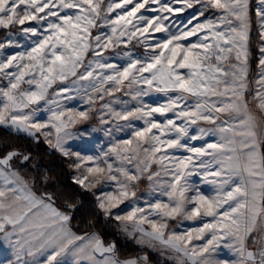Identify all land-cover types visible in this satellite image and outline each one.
I'll list each match as a JSON object with an SVG mask.
<instances>
[{"label":"snow or ice","instance_id":"1","mask_svg":"<svg viewBox=\"0 0 264 264\" xmlns=\"http://www.w3.org/2000/svg\"><path fill=\"white\" fill-rule=\"evenodd\" d=\"M196 5L184 28L172 31L165 23ZM211 9L220 13L215 19L205 16ZM199 17L204 20L189 28ZM256 17L262 43L250 91L248 0H0V29L7 30L0 41V80L6 81L0 125L34 140L42 135L69 159L80 188L107 186L94 193L105 219L121 222L138 243L174 255L177 264H264V0ZM133 41L142 52L129 47ZM9 48L23 50L5 54ZM117 93L135 103L129 107ZM153 93L165 100L146 103ZM77 96L87 110L60 103ZM98 101L100 124L132 129L131 138L100 156L81 155L66 146L75 135L68 129L88 121ZM42 107L50 112L45 122L34 119ZM14 160L27 168L31 154L13 148L0 155V244L15 257L6 264H150L147 255L121 259L116 244L95 231H74L79 201L57 191L37 194L38 174L24 175ZM193 175L214 185L215 194L194 189ZM145 179L150 199L140 206L137 189ZM125 201H131L126 214L114 213ZM178 217L211 220L170 231L169 221ZM219 249L237 258L216 259Z\"/></svg>","mask_w":264,"mask_h":264},{"label":"rangeland","instance_id":"2","mask_svg":"<svg viewBox=\"0 0 264 264\" xmlns=\"http://www.w3.org/2000/svg\"><path fill=\"white\" fill-rule=\"evenodd\" d=\"M248 3H249V12H250L251 0H248ZM255 4H256L255 5L256 9L258 7H260V0H255ZM174 6L175 7H181V5H179V4H176ZM199 7H200V5H196L193 9H186L182 13L172 14L170 16V20L165 21V23L171 25L172 31H177L178 29H182V28H184V25L187 23V21L191 18L193 12H195L196 9H198ZM141 11L143 12V10H141ZM219 14L220 13L217 10L211 9L205 13V16H211V18L215 19L216 16ZM148 15H155V13H148ZM197 15H198V13H197ZM203 20H204V17H199V21L193 20L192 24L189 25V28L194 26L197 22H202ZM258 31H259V25H258ZM250 32H251V26H250V30H249V43H248V49H249V54H250L249 55V61H248L249 82H250L249 83V89L251 91L256 87L254 81L258 78L257 74L259 71L258 63H259V58H260V52L258 53V61H257L258 63L254 68L253 64H252L253 55H252V51L250 48ZM6 33H7V30L0 29V41H2L4 39ZM164 35H165V33H154L153 37L158 38V37H163ZM259 39H260V37H259ZM189 40L195 41L196 37H189ZM259 42H260L259 43V45H260L262 43V41L260 40ZM133 45H135V41H133ZM133 45H129V47L132 48L133 51H136V52H142L143 51L142 46L135 45V47H133ZM22 50H23L22 48H19V49L9 48V49L5 50V54H10V53H14L17 51H22ZM113 62H115V61H113ZM4 84H6V81L0 80V86H3ZM24 87H27V85H24ZM55 87L56 86L54 85V89H55ZM52 91L53 90L50 89V93ZM73 95H75V93H73ZM116 96L120 97L121 99L128 100L129 101V107H131L135 103V101H131L130 97L124 96L123 93H117ZM114 98L115 97H113V98L105 97L106 100L114 99ZM247 98L249 100V107L254 109L255 105H254V102L252 101L251 95H249ZM144 100L146 103H153L154 101H157V100L160 102H163L165 100V97L161 93H153L148 97H144ZM60 103L66 109H75L77 111H84V110H87L89 108V105L84 102L83 96H77L75 99L70 100V101L61 98ZM101 103H103V102L98 101L97 104L94 106L97 111L92 112L91 118L88 121L78 122L74 126H72L71 128L68 129L69 131H71L72 133L75 134L73 139H70L68 141V144L66 145V146H70L72 151H79L81 153V155L100 156L103 152H107L108 149L111 148L113 146V144H115L118 140L131 138L130 133H131L132 129L123 128L122 130H117L114 127V124L116 122H113V124H111V125H101L100 124L98 110L100 109ZM41 106H43V101L41 102ZM113 107H116L117 110H119L121 106L118 104H115V105H113ZM26 111H28V110H26ZM49 115H50V112L43 110V107H42L41 111L37 113V116L34 119H37L40 122H45ZM169 115H171V114H169ZM119 123L121 125H123L125 122L120 121ZM134 124L137 127L143 126L142 121H135ZM109 127H112V132H111V134H106L105 129H107ZM8 128L12 129L10 127H8ZM84 129L88 130L87 133L84 135H80V133L83 132ZM12 130H15V129H12ZM37 135H39L40 137H42L44 139V137L42 135H40L39 133H37ZM205 139L208 140L209 142H213L215 140V137H212V138L205 137ZM191 143L193 145L199 147L203 144V141H192ZM169 151L171 152L172 150H169ZM175 154L176 155H188V153H185L183 151L176 152ZM68 161H69V159H68ZM128 167H131V165H128ZM13 168H15V167L13 166ZM152 170L153 171L157 170V166L153 165ZM72 171H73V176H74L76 173L73 169H72ZM163 179H168V177H163ZM190 182L193 183L194 189L199 188V190L205 195L211 196V195L215 194V191H214L215 186L212 184L206 183L203 180V178L200 176L193 175L192 177H190ZM101 187L106 188L107 186H104V185L97 186V188L92 189L90 191H92L93 193L98 195V194H100ZM149 190H150L149 182L145 179L139 184V187L137 189V196L141 197V199L138 201L140 206H144V200L145 199H150V197L147 196V193ZM193 194H194V191L188 193L189 196H191ZM154 196H159L160 199L167 202V197L166 196H160V194L158 192L155 193ZM130 204H131V201H125L124 204L120 205L119 209H113V212L114 213L120 212V214H122V215L126 214V211L129 210L127 206ZM210 220H211L210 217H204L203 221H201L199 218L196 220H185L182 217H178L176 220H170L169 221V226H170L169 230L170 231L173 229H175L177 231L190 230L193 228L202 227L203 222H209ZM117 222H118V224L122 230L121 222H119V221H117ZM145 227H147V225H145ZM122 232L125 233L123 230H122ZM125 234L130 239H133L141 247H147L144 244L138 243L137 239L135 237H133L132 235H129L128 233H125ZM193 243L199 244V243H202V241H195L194 240ZM147 248L152 250L153 252L157 253L158 258L161 262H168L169 261V262H173V263L177 264V257H175L174 255H170V254L161 255L159 247H157V248L147 247ZM143 255H145V254H142L140 256H143ZM14 258L15 257L12 253V250L3 244H0V264H6L7 260L14 259ZM97 258L100 259L99 256ZM215 258L216 259L232 260V259H236L237 257L235 256L234 253H232L228 249H219L217 254H215ZM185 264H190V262L186 261Z\"/></svg>","mask_w":264,"mask_h":264},{"label":"trees","instance_id":"3","mask_svg":"<svg viewBox=\"0 0 264 264\" xmlns=\"http://www.w3.org/2000/svg\"><path fill=\"white\" fill-rule=\"evenodd\" d=\"M255 5V0H251L249 12L251 21L250 48L254 68L258 63L260 43ZM37 137L38 140H34L24 132H17L5 125H0V155L13 148L25 154H31L27 168H24L16 160L12 162V165L26 176L35 177L38 174L39 178L36 180L34 189L38 194L46 190L57 191L71 195L73 200L79 201L77 211L73 214L74 231L99 233L106 244L111 242L116 244L121 259L145 254L148 256L150 264H175L169 261L161 262L157 253L147 247H141L123 233L117 221L114 219L106 220L103 213L96 207L94 193L84 190L72 182L73 171L69 167L68 159L50 148L42 137L39 135ZM89 222L95 227L89 228Z\"/></svg>","mask_w":264,"mask_h":264}]
</instances>
